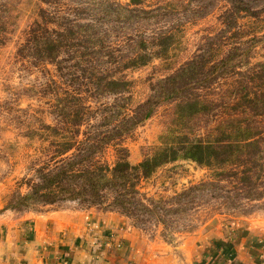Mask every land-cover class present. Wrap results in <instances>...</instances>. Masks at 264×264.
<instances>
[{"label": "trees", "instance_id": "obj_1", "mask_svg": "<svg viewBox=\"0 0 264 264\" xmlns=\"http://www.w3.org/2000/svg\"><path fill=\"white\" fill-rule=\"evenodd\" d=\"M221 1L228 5L221 16L223 36L231 31L235 36L241 35L240 19H260L264 14V0H162L150 8L142 7L141 0L125 5L93 0L80 9L92 16L90 19L77 17L67 25L60 23L52 28L50 24L58 20L41 8L40 20L26 32V44L20 55H26L35 64L55 65L61 78L70 85L80 86L77 88L80 90L57 98L55 113L62 125L45 123L42 131L28 132L31 137L39 135L48 142L50 161L36 170L37 179L29 180L30 190L20 196L21 201H26V207L78 201L87 206L104 205L106 210L144 221L161 215L156 211L158 206L162 205L165 213L172 209L163 206L162 199L143 198L139 183L152 177L160 167L179 159L195 161L212 171L210 179L178 194L177 199L184 201L183 211L193 209L207 193L220 197L221 190H227L222 182H232L238 176L235 167L241 164L245 167L239 171L242 176L238 178L239 186L234 187L235 198L225 195L226 198L264 197V190L256 183L262 179L263 172L248 166L264 162V130L260 119L264 116V62L257 64L259 69L253 75L237 81L239 87L233 91H245L246 104L231 118L233 126L222 128L216 139L189 140L180 134H171L163 136V145L138 164L129 161L124 146L118 147V158L113 165L99 159L107 146L134 131L162 103L182 98L191 84L208 86L214 76L224 77L249 61L250 52L238 45L218 59L217 53L208 48L157 80L144 101L135 104L129 95L131 82L124 72L146 66L154 59L172 56L182 45V14L189 12L185 15L187 19L204 18ZM118 38L120 43L116 42ZM83 85L94 96L114 95V101L93 110L78 92ZM90 118L95 121L82 132L81 127ZM261 166L264 171V164Z\"/></svg>", "mask_w": 264, "mask_h": 264}, {"label": "rangeland", "instance_id": "obj_2", "mask_svg": "<svg viewBox=\"0 0 264 264\" xmlns=\"http://www.w3.org/2000/svg\"><path fill=\"white\" fill-rule=\"evenodd\" d=\"M92 1L0 0V228L21 230V237L24 239L26 218L52 207L51 204L26 207V201L19 199L30 190L29 180L37 179L36 170L50 161L48 142L39 135L31 137L28 132L42 131L45 123L62 125L55 113L57 98L66 92H76L80 86L70 85L63 80L55 65L35 64L26 55H20L21 48L26 44V32L36 20H40L41 8L58 20L57 23L50 24L54 28L60 23L67 25L77 17L90 19L92 16L80 9L87 7ZM110 1L124 5L132 3V0ZM161 1L141 0V6L150 8ZM227 6L225 1H221L209 15L198 19H187L185 15L190 13H183L182 45L179 50L167 59H154L146 66L126 70L124 73L131 82L129 95L135 104L144 101L157 80L173 73L208 48L213 49V54L217 53L218 59L238 45L243 51L250 52L249 61L235 67L224 77H212L208 86L191 84L188 91L181 95L182 98L162 103L134 131L118 143L107 146L99 154L101 161L113 165L118 158V147L124 146L127 148L129 161L138 164L163 145V136L180 134L189 140L216 139L221 135L222 128L233 126L231 118L238 114L247 100L243 97L245 91V94L233 91L239 87L237 81L248 78V74L253 75L259 69L257 64L264 62V14L260 19H240L241 35L235 36L231 31L223 36L221 16ZM117 37L123 39L120 34ZM119 38L116 42L120 43ZM245 57L243 55V60L247 59ZM87 90V85H83L78 92H81L85 104L93 110L103 103L114 101V95L94 96ZM260 119L261 130H264V116ZM94 121V118L86 121L81 131H85ZM249 165L253 166L254 171L263 172L262 179H257L256 183L261 185L260 190H264L262 166L252 163ZM244 167L243 164L235 167L238 176L232 182H222L227 190H221L220 197L207 193L188 211H183L184 201L182 198L177 199L178 194L193 184L210 179L212 171L209 168L189 159H179L160 167L152 177L142 179L138 185L141 196L156 201L162 199L163 206L172 210L166 214L161 209L162 205L158 206L156 211L161 215H153L144 221L124 215L134 230L136 250L154 254L159 259L158 264H193L192 255L184 247L187 237L217 227L227 237L237 238L244 226L264 227V197L248 200L240 196L232 200L225 196L235 198L234 187L239 186L238 178L242 176L239 171ZM62 203L64 202L52 205ZM96 207L106 210L104 205ZM177 209L182 212H177Z\"/></svg>", "mask_w": 264, "mask_h": 264}, {"label": "crops", "instance_id": "obj_3", "mask_svg": "<svg viewBox=\"0 0 264 264\" xmlns=\"http://www.w3.org/2000/svg\"><path fill=\"white\" fill-rule=\"evenodd\" d=\"M50 206L26 218V239L21 230L0 228V264L159 263L136 250L134 230L121 213L76 201ZM238 234L230 238L213 227L187 237L184 247L193 264H264V227L244 226Z\"/></svg>", "mask_w": 264, "mask_h": 264}, {"label": "built area", "instance_id": "obj_4", "mask_svg": "<svg viewBox=\"0 0 264 264\" xmlns=\"http://www.w3.org/2000/svg\"><path fill=\"white\" fill-rule=\"evenodd\" d=\"M261 256L264 258V246L262 247V255Z\"/></svg>", "mask_w": 264, "mask_h": 264}]
</instances>
